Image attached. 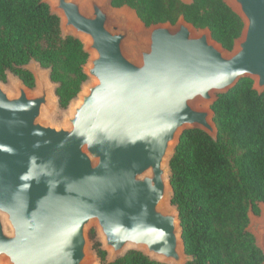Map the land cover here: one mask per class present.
<instances>
[{"label":"water","instance_id":"95a60500","mask_svg":"<svg viewBox=\"0 0 264 264\" xmlns=\"http://www.w3.org/2000/svg\"><path fill=\"white\" fill-rule=\"evenodd\" d=\"M42 1L83 43L88 79L58 124L48 68L25 65L33 88L0 81V264H103L95 242L108 263L137 250L185 264L169 160L186 129L216 137L211 105L241 78L264 91V0H224L243 23L230 51L183 17L145 26L111 0ZM257 207L246 230L264 254Z\"/></svg>","mask_w":264,"mask_h":264},{"label":"trees","instance_id":"16d2710c","mask_svg":"<svg viewBox=\"0 0 264 264\" xmlns=\"http://www.w3.org/2000/svg\"><path fill=\"white\" fill-rule=\"evenodd\" d=\"M128 6L150 26L175 24L180 17L196 29L208 28L226 50L241 34V18L224 0H111ZM83 43L64 36L60 18L42 0H0V81L7 72L27 87L34 77L31 61L50 70L58 105L65 109L88 79ZM241 78L211 105L217 133L193 128L182 132L169 160L171 204L179 212L185 264H264V254L246 230L248 212L264 203V91ZM91 238L94 231L91 230ZM103 264H165L129 250L113 262L94 243Z\"/></svg>","mask_w":264,"mask_h":264},{"label":"rangeland","instance_id":"374dc122","mask_svg":"<svg viewBox=\"0 0 264 264\" xmlns=\"http://www.w3.org/2000/svg\"><path fill=\"white\" fill-rule=\"evenodd\" d=\"M31 64H32V61L29 63V65H31ZM1 83L5 87L9 86L8 78L6 79V81H1ZM31 90H33V89H31ZM67 112H68V108L63 109L58 104H55L54 107H53L52 113L48 116V119H49L50 122L55 123V124L61 123V122H63L65 120V115H66ZM259 214L257 216H259Z\"/></svg>","mask_w":264,"mask_h":264}]
</instances>
